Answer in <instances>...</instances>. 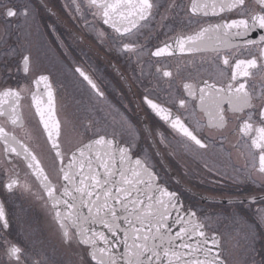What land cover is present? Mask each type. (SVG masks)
Returning a JSON list of instances; mask_svg holds the SVG:
<instances>
[{"label": "snow or ice", "instance_id": "snow-or-ice-1", "mask_svg": "<svg viewBox=\"0 0 264 264\" xmlns=\"http://www.w3.org/2000/svg\"><path fill=\"white\" fill-rule=\"evenodd\" d=\"M69 6L72 19L93 29L99 43L115 46L129 58L145 51L157 58L199 54L203 60L210 54L214 72L208 78H186L179 95L173 97L169 90L168 102L147 91L142 95L158 122L140 134L153 147L165 142L170 129L201 149L208 147L204 139L223 141L231 134L244 167L259 178L253 183L264 190V0H189L187 6L183 0H72ZM28 15L27 5L17 8L12 0H0V16L6 21ZM193 18L205 22L187 32L174 27L178 22L191 25ZM253 33L258 35L253 38ZM142 35L145 41L167 38L151 50L140 40ZM57 41L64 47L59 36ZM5 54L16 55V49L10 46ZM18 55L15 71L31 79L30 85L0 83L3 189L38 199L63 246L79 256L78 264H226L222 237L210 231L208 219L160 183L152 156L134 151L135 138L125 140L134 127L131 122L124 117L121 128L110 132L89 123L86 138L78 131L75 140L68 138L50 75L33 72L31 52ZM75 71L98 98L107 99L89 75L79 67ZM161 74L174 76L172 71ZM6 75L11 78L10 72ZM26 98L52 154L50 169L20 138L19 133L32 135L23 113ZM204 130L201 138L197 133ZM17 159L27 169L23 181ZM258 211L264 221V209ZM40 243L30 228L13 236L0 200V264H52L48 253L37 247ZM246 264H264V254L253 249Z\"/></svg>", "mask_w": 264, "mask_h": 264}, {"label": "flooded vegetation", "instance_id": "flooded-vegetation-1", "mask_svg": "<svg viewBox=\"0 0 264 264\" xmlns=\"http://www.w3.org/2000/svg\"><path fill=\"white\" fill-rule=\"evenodd\" d=\"M12 2L17 8L27 5L29 15L27 18L20 16L8 21L0 16V27L6 37L5 45H1L3 40L0 41V83L7 81L13 86L17 82L30 85L31 78L15 70L18 66V54L22 51L31 52L33 72L50 75L53 81L58 114L64 122L63 131L68 138L75 140L76 131L86 138L90 133H86L85 125L89 123L110 132L113 127L121 128L122 119L126 117L134 127L126 133L125 140L131 142L135 138L134 151L146 150L152 156L151 162L160 177V183L170 191L177 192L186 207L208 219L210 231L217 232L222 237V257L226 264H246L253 256V249L264 254V221L260 219L258 211L264 209V190L253 183V178H259L253 170L244 167L246 161L232 147L234 137L231 134L223 141L204 139L207 149L186 141L170 129L165 132V142L153 147H149V142L140 134L142 129L150 128L158 122V118L142 103V95L147 91L162 103L168 102L169 90L171 96L179 95L181 83L186 78L198 80L213 74L211 55H205L203 60L199 54L191 57L177 54L157 58L150 57L145 51L140 57L133 55L129 58L119 53L115 46L99 43L93 29L85 28L82 21L72 19L74 13L69 6L72 0ZM188 3L189 0H183L185 6ZM180 15L183 17L182 12ZM204 22L193 18L191 25L178 22L174 27L187 32ZM53 27L56 29L55 33L51 32ZM147 31L145 29V33ZM257 35L253 33L252 37ZM57 36L64 41V47L59 46ZM166 38L160 35L145 41L144 36H140V40L146 43V48L151 50ZM10 46L16 49V55L3 53L10 51ZM76 67L81 68L97 83L107 99L95 95L75 71ZM163 71H172L173 78L163 77ZM9 72L11 78L6 75ZM23 113L32 135L29 138L24 133H19L20 138L49 169L52 154L27 98L23 101ZM158 130L165 131V128ZM204 132L206 130L197 134L203 138ZM153 152L155 155H152ZM14 163L19 165L23 181L27 169L19 159ZM4 166V157L0 153V171ZM3 182L4 177L0 175V200L5 202L13 236L24 229L21 224L24 219L39 217L41 224L40 221L35 222L38 226L37 235H40L46 247L52 245L59 248L43 249L49 258L50 255L63 257L65 253L77 254L73 249H61L62 243L57 231L50 230L47 221L49 215L38 199L21 190L9 194L2 187ZM251 197H256V201L253 202ZM234 246L237 248L232 249ZM242 247L249 249H241ZM233 256L241 261H235Z\"/></svg>", "mask_w": 264, "mask_h": 264}, {"label": "rangeland", "instance_id": "rangeland-1", "mask_svg": "<svg viewBox=\"0 0 264 264\" xmlns=\"http://www.w3.org/2000/svg\"><path fill=\"white\" fill-rule=\"evenodd\" d=\"M3 40V42H1V45H5V42H6V37L3 35V32H2V27H0V41ZM5 54V52H3ZM42 160H44L42 158ZM50 162V161H49ZM46 164V163H45ZM51 164L52 162L49 163V169L51 167ZM28 181L30 183H34L33 179L31 177H28ZM29 215V213H27ZM31 220L27 219L26 220L24 219V221L21 222V224L23 225L24 228H30L31 231L34 233V236L36 237V239L42 243L38 244L37 247H42L43 249H59V248H54L52 247V245L48 248L46 247L44 244H43V240L41 239V237H39L40 235H37L38 234V226L37 224H35L36 221H40V218L39 217H34V219L32 217H30ZM35 220V221H34ZM48 226L50 227V230H54L56 232V227L54 225V223L52 222V220L50 219V217L48 218ZM40 224H41V221H40ZM39 232L41 233V229L39 227ZM237 241V240H236ZM240 242V240H238ZM52 243V242H50ZM233 243V242H232ZM234 244V243H233ZM235 245V244H234ZM61 249H68V248H65L63 246V244H61ZM237 247L234 246V248L232 249H235ZM241 249H249L247 247H242ZM234 260L235 261H241L240 258H237L236 256H233ZM50 260L52 262V264H78V261H79V258H78V255L77 254H67L65 253L64 256H58L56 257V255H50ZM238 263V262H236ZM235 264V263H234Z\"/></svg>", "mask_w": 264, "mask_h": 264}, {"label": "water", "instance_id": "water-1", "mask_svg": "<svg viewBox=\"0 0 264 264\" xmlns=\"http://www.w3.org/2000/svg\"><path fill=\"white\" fill-rule=\"evenodd\" d=\"M182 200V199H181ZM183 202V201H182Z\"/></svg>", "mask_w": 264, "mask_h": 264}]
</instances>
